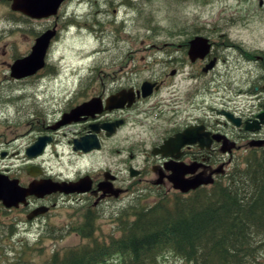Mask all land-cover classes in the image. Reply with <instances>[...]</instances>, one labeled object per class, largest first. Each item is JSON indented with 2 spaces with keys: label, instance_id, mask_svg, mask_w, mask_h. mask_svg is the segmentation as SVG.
I'll return each mask as SVG.
<instances>
[{
  "label": "flooded vegetation",
  "instance_id": "1",
  "mask_svg": "<svg viewBox=\"0 0 264 264\" xmlns=\"http://www.w3.org/2000/svg\"><path fill=\"white\" fill-rule=\"evenodd\" d=\"M13 1L0 0V254H14L12 264H33L34 252L46 264L59 249L44 253V240L77 235L83 216L103 217L105 205H152L191 181L210 189L238 159L264 153V38L241 36L263 19L264 0L258 10L252 0H193L219 4L210 20L203 10L185 19L166 50L135 34L141 18L151 26L144 7L153 0H103L97 23L78 14L87 0H64L42 18ZM77 33L101 40L100 69L63 61L62 42ZM39 40L41 68L17 75ZM109 149L116 168L104 167Z\"/></svg>",
  "mask_w": 264,
  "mask_h": 264
},
{
  "label": "trees",
  "instance_id": "2",
  "mask_svg": "<svg viewBox=\"0 0 264 264\" xmlns=\"http://www.w3.org/2000/svg\"><path fill=\"white\" fill-rule=\"evenodd\" d=\"M98 217L77 223L80 245L59 249L46 264H264V153L247 157L210 189L159 196L117 215L112 233Z\"/></svg>",
  "mask_w": 264,
  "mask_h": 264
},
{
  "label": "rangeland",
  "instance_id": "3",
  "mask_svg": "<svg viewBox=\"0 0 264 264\" xmlns=\"http://www.w3.org/2000/svg\"><path fill=\"white\" fill-rule=\"evenodd\" d=\"M90 5H87L85 8L81 7L79 9L80 17H87L90 20H95L100 22L104 18V12H101V5L103 0H87ZM187 4L184 3H176L170 0V3L164 0H153L151 3L144 7L145 13L147 16L145 18L150 19L148 16L152 18L151 26L148 27V20L140 19L139 25L136 24V33L141 38L146 39L148 37V43L154 41L158 43L157 47H161V50H166V46L162 45L166 41H170L172 39H179L182 31L183 25H185V19L189 21H198V12L203 10V17H208L207 20H210V16L214 11V8L218 6L217 4H211L208 6H204L201 2H196L193 0H188ZM252 8L257 9L258 2L257 0H252L250 4ZM93 6V7H92ZM8 11L7 7H3L0 5V16L6 14ZM263 19L255 20L250 24L249 30L243 31L241 36L243 39L260 37V39L264 38V14H261ZM2 21V20H0ZM191 24V23H189ZM93 27V25H92ZM101 28V25H99ZM4 24H0V32H3ZM4 37H0V70L5 67L3 65L4 61L8 58L3 56V53L6 52V45L4 41H2ZM142 39V40H144ZM178 42V41H175ZM144 45H140L141 50L144 49ZM103 50V45L101 40L97 39L94 36H88L83 33H77L76 35H69L65 41L62 42L61 46V56L63 61L69 66V68L74 67L77 69L88 68V64L91 65L92 68L100 69L101 64L104 65V54L101 53ZM157 50L156 54L160 55V51ZM98 51L99 53H95ZM150 52H141V56H145V54H149ZM92 55L90 60H83L85 57ZM154 55V53L152 54ZM151 55V56H152ZM157 55L154 56L153 59L157 58ZM148 59V57H145ZM183 79V78H182ZM180 83V81L178 80ZM182 84L186 83L181 80ZM112 144V149H118L119 146L122 145L121 142H114ZM112 149L106 153H104V167L106 165L112 166L113 168L118 167L117 163L120 164V159L118 157V153L112 151ZM246 158H240L237 160V165L244 166V160ZM231 172V171H230ZM150 199V198H147ZM154 198L150 199L153 201ZM123 202L113 203L112 206H104V216H99V220L97 221V228L99 229V234L104 235L112 233L114 227V220H116L117 215L122 213L121 210H128V205L122 204ZM135 207V205L131 206ZM103 214V212H101ZM30 243H36V238H29ZM83 241L78 235L72 236L71 238H65L60 240L54 239H45L42 247L44 249V253H49L53 248L57 249H66L68 247H73L80 245ZM33 264H42L44 262V258H42L34 252V257L31 259ZM17 263V260H14V254H10L5 251L4 254H0V264H12ZM161 264H183L182 261L173 258L172 256H167L162 259Z\"/></svg>",
  "mask_w": 264,
  "mask_h": 264
},
{
  "label": "water",
  "instance_id": "4",
  "mask_svg": "<svg viewBox=\"0 0 264 264\" xmlns=\"http://www.w3.org/2000/svg\"><path fill=\"white\" fill-rule=\"evenodd\" d=\"M64 0H14L13 1V9L17 11L24 12L35 18L48 17L55 14L58 8L61 6ZM41 46V41L39 40L36 47L34 48V52L28 58L16 63L13 66V72L17 75L27 74L30 70L34 68H41V62L43 61V57L38 55V49ZM26 63V61H28ZM36 69V70H37ZM202 181H191L189 183H183L180 185L181 188H177L183 193H189L192 190H196ZM57 190V189H54ZM89 189H80L77 185L76 191L78 193L87 192ZM7 191L4 189H0V195L7 197Z\"/></svg>",
  "mask_w": 264,
  "mask_h": 264
},
{
  "label": "bare ground",
  "instance_id": "5",
  "mask_svg": "<svg viewBox=\"0 0 264 264\" xmlns=\"http://www.w3.org/2000/svg\"><path fill=\"white\" fill-rule=\"evenodd\" d=\"M29 62V60L28 61H26V63H28ZM178 186H180V185H178ZM79 187V186H78ZM35 192H36V190H34ZM33 192V191H32Z\"/></svg>",
  "mask_w": 264,
  "mask_h": 264
}]
</instances>
